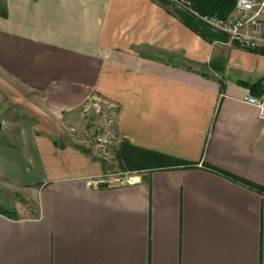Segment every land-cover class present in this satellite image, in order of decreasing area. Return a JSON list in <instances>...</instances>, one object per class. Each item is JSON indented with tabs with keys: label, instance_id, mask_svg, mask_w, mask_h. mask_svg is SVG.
<instances>
[{
	"label": "crops",
	"instance_id": "obj_1",
	"mask_svg": "<svg viewBox=\"0 0 264 264\" xmlns=\"http://www.w3.org/2000/svg\"><path fill=\"white\" fill-rule=\"evenodd\" d=\"M1 6L0 188L34 189L36 214L0 211V264H264V192L218 171L264 187V114L241 83L264 76V46L208 42L174 1ZM217 55L223 73L207 65ZM93 98L122 139L193 165L101 183L102 161L55 141ZM8 101L38 122L7 127Z\"/></svg>",
	"mask_w": 264,
	"mask_h": 264
},
{
	"label": "rangeland",
	"instance_id": "obj_2",
	"mask_svg": "<svg viewBox=\"0 0 264 264\" xmlns=\"http://www.w3.org/2000/svg\"><path fill=\"white\" fill-rule=\"evenodd\" d=\"M181 5L180 0H173ZM1 2V0H0ZM210 27V26H209ZM211 28V27H210ZM212 29V28H211ZM215 32L223 33L218 30ZM225 34V33H223ZM230 45H221V50L225 54ZM8 118L5 122L7 127L13 128L14 118L21 117L27 122L37 123L38 121L25 111L22 106L7 102ZM100 99H91L84 105L75 108L71 113H67L61 119L55 121L47 120L49 125L56 123L61 136L56 137L58 143L78 144L86 148L89 153L102 161L105 175L102 176L101 183L118 184L134 180L135 170H123L116 157V149L122 139L117 133L113 123V108ZM15 109L16 115L11 110ZM52 122V123H51ZM56 128V127H55ZM0 138L4 139L2 135ZM35 190H20L0 188V206L11 208L16 211L17 216L25 217L36 214V196H29L26 193Z\"/></svg>",
	"mask_w": 264,
	"mask_h": 264
},
{
	"label": "trees",
	"instance_id": "obj_3",
	"mask_svg": "<svg viewBox=\"0 0 264 264\" xmlns=\"http://www.w3.org/2000/svg\"><path fill=\"white\" fill-rule=\"evenodd\" d=\"M164 5L173 4V0H158ZM181 7H175V12L181 17L183 22L189 26L195 33L201 36L208 42L227 41V35L213 31L208 25L202 22L192 11H196L200 14H217L219 16H225L233 7L235 0H180ZM0 14L5 15L6 9L4 6L0 7ZM225 64V57L217 55L211 57L208 62V66L216 70L218 73H223ZM221 88L224 85L222 78H218ZM243 85L247 86L253 95H264V76L260 77L254 82L242 81ZM116 157L123 170H135L140 171L144 169L158 168V167H172V166H190L193 162L182 160L174 156L154 151L148 148L131 144L127 140H122L120 145L116 149ZM212 167V166H210ZM214 168V167H212ZM216 169V168H214ZM218 170V169H216ZM219 172L238 180L244 184H247L261 192H264V187L255 183L246 181L239 177L230 175L224 171ZM104 184V183H103ZM0 211L11 217H16V211L0 206Z\"/></svg>",
	"mask_w": 264,
	"mask_h": 264
},
{
	"label": "built area",
	"instance_id": "obj_4",
	"mask_svg": "<svg viewBox=\"0 0 264 264\" xmlns=\"http://www.w3.org/2000/svg\"><path fill=\"white\" fill-rule=\"evenodd\" d=\"M192 12L212 29L225 33L240 48L264 46V0H235L225 16ZM245 100L257 104L264 114V96L247 95Z\"/></svg>",
	"mask_w": 264,
	"mask_h": 264
},
{
	"label": "water",
	"instance_id": "obj_5",
	"mask_svg": "<svg viewBox=\"0 0 264 264\" xmlns=\"http://www.w3.org/2000/svg\"><path fill=\"white\" fill-rule=\"evenodd\" d=\"M0 127H1V122H0Z\"/></svg>",
	"mask_w": 264,
	"mask_h": 264
}]
</instances>
